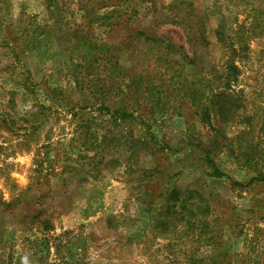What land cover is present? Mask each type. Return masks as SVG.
<instances>
[{"label":"rangeland","instance_id":"obj_1","mask_svg":"<svg viewBox=\"0 0 264 264\" xmlns=\"http://www.w3.org/2000/svg\"><path fill=\"white\" fill-rule=\"evenodd\" d=\"M254 171L264 0H0V264H264Z\"/></svg>","mask_w":264,"mask_h":264},{"label":"trees","instance_id":"obj_2","mask_svg":"<svg viewBox=\"0 0 264 264\" xmlns=\"http://www.w3.org/2000/svg\"><path fill=\"white\" fill-rule=\"evenodd\" d=\"M157 41L158 40H153V42H157ZM80 43L81 44H80L79 50L83 53V58H84V57H86V54L91 51V47L89 46V43L86 40H82ZM82 46H86V48L82 49ZM220 94H223V93H220ZM208 98H209V102L212 100V98H213V100L217 99V101H213V106H215L216 111L219 114L220 119L225 120L226 119V113L228 114V111H227V106H226V104H224V101H223V95L215 96L213 94L211 96H208ZM119 111H121V110H119ZM116 113H118V111H116ZM117 115H120V118H122V119H126L128 117H131L125 113V110H123V112L118 113ZM253 160H254V158H251L249 163ZM208 161H209L207 163L208 166L213 167V172H212L211 176L216 177V178H219L220 176H222L221 172H219V170H217L214 167V163L212 162V160H208ZM253 173H255V175H258V176L253 177L249 183H253V182L264 183V175L262 174V172L258 173L256 171H254Z\"/></svg>","mask_w":264,"mask_h":264}]
</instances>
